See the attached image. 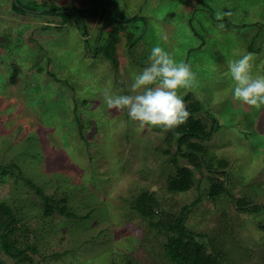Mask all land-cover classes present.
<instances>
[{"label":"rangeland","instance_id":"1","mask_svg":"<svg viewBox=\"0 0 264 264\" xmlns=\"http://www.w3.org/2000/svg\"><path fill=\"white\" fill-rule=\"evenodd\" d=\"M12 1L0 0V166L14 174L0 175V201L17 217L9 239L35 249L0 248L4 264H176V219L217 264H264V108L233 99L228 69L252 53L264 75V0H21L17 12ZM57 6L66 23L47 11ZM114 41L112 55L98 49ZM154 46L196 75L180 94L209 132L189 139L199 166L176 136L105 102L106 88L134 94ZM177 165L193 171L187 190L169 187Z\"/></svg>","mask_w":264,"mask_h":264},{"label":"clouds","instance_id":"2","mask_svg":"<svg viewBox=\"0 0 264 264\" xmlns=\"http://www.w3.org/2000/svg\"><path fill=\"white\" fill-rule=\"evenodd\" d=\"M228 13L217 12L216 20H223ZM218 28L225 25L220 23ZM149 64L135 74L131 85L132 95H112L111 89L104 90V99L109 109L117 112L127 110L140 129L158 127L162 132L174 131L190 117L180 90H191L197 86L196 75L191 66L177 62L174 56L160 46H154L149 55ZM254 55L247 53L237 60L228 62L234 81L233 99L249 108H264V75H254Z\"/></svg>","mask_w":264,"mask_h":264},{"label":"trees","instance_id":"3","mask_svg":"<svg viewBox=\"0 0 264 264\" xmlns=\"http://www.w3.org/2000/svg\"><path fill=\"white\" fill-rule=\"evenodd\" d=\"M12 10L14 11H20L24 9L23 7H26L21 0H13L11 3ZM69 10L70 9H63L60 7H52L48 12H52L54 14L58 13L61 15L62 21L66 23L69 16ZM25 11V10H24ZM137 16L133 15L129 17V20H136ZM115 21H118L117 18L114 19ZM120 21V20H119ZM127 21V18L122 20L121 22ZM85 27V26H84ZM121 27V25H120ZM119 27V28H120ZM119 28L117 26L113 27V32H119ZM84 33H87V28H83ZM130 34H132L130 32ZM131 37V35H130ZM119 37L117 38V40ZM131 42V41H130ZM114 42H111L107 46H101L100 51L112 55V50L114 46ZM130 44V43H129ZM132 44V43H131ZM110 46V47H109ZM96 48V51H98ZM111 50L110 53H108ZM15 76V72L12 74L11 78L13 79ZM188 111L190 112V117L187 120V122L180 127L176 128L174 131H169V133L173 136H176L178 138L179 144L176 149V153L187 157L189 160H191L192 163L199 166L201 164L200 159L198 160V155L194 153V149L200 148L201 146L195 142L189 141L191 137L194 136H200L202 138H205L208 136L209 132L205 131L200 123V119L196 118L194 116V113L197 112L199 106L196 102H189L186 104ZM187 142L190 149L183 151L181 148H179L180 144ZM222 165L227 164L225 161L221 163ZM222 172H225L224 169H222ZM4 174H14L11 169L4 168L0 166V175ZM194 181L193 171L188 166H178L177 165V171L176 175L171 179L169 182L170 189L174 191H183L189 189ZM218 185H215L214 190L210 191V194L213 196L214 194H217L219 187L221 184L217 183ZM33 185V184H31ZM37 190L40 192V189L37 187ZM56 204L53 199L49 200V198L45 197V214L51 215L53 212V206ZM58 210L60 213H65V207H59L57 205ZM0 248H3L6 252H8L10 255H13L15 257L25 255V251L27 248L34 250V246L27 245L25 247H19L14 242H12L9 239L10 234H12L16 229L17 224V217L15 216V213L11 206L6 204L4 201H0ZM172 228L175 230L176 235L170 236L169 243L167 244L168 250L172 258L174 259L176 264H217V255L214 256L212 253H208L206 249V244L196 239L192 234H190L186 229L183 228V224L181 219H176V225L172 226ZM18 258V257H17ZM0 264H4V260L0 258Z\"/></svg>","mask_w":264,"mask_h":264},{"label":"crops","instance_id":"4","mask_svg":"<svg viewBox=\"0 0 264 264\" xmlns=\"http://www.w3.org/2000/svg\"><path fill=\"white\" fill-rule=\"evenodd\" d=\"M117 41H118V40H117ZM117 41H116V42H117Z\"/></svg>","mask_w":264,"mask_h":264}]
</instances>
